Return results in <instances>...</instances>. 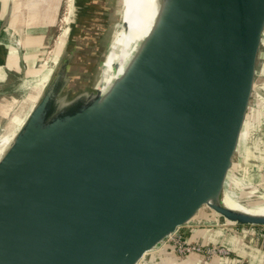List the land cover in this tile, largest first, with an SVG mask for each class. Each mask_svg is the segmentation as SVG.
Here are the masks:
<instances>
[{
    "label": "water",
    "instance_id": "water-1",
    "mask_svg": "<svg viewBox=\"0 0 264 264\" xmlns=\"http://www.w3.org/2000/svg\"><path fill=\"white\" fill-rule=\"evenodd\" d=\"M263 35L264 0H159L106 90L96 80L50 110L89 52L69 40L0 157V264H138L204 207L264 226L222 202Z\"/></svg>",
    "mask_w": 264,
    "mask_h": 264
},
{
    "label": "crops",
    "instance_id": "crops-1",
    "mask_svg": "<svg viewBox=\"0 0 264 264\" xmlns=\"http://www.w3.org/2000/svg\"><path fill=\"white\" fill-rule=\"evenodd\" d=\"M7 3L8 0H0V22ZM55 8L56 4L51 0H12L11 16L0 34V98L7 94L14 101L16 98L12 93L18 90L32 93L42 90L46 80L36 70L48 63L44 59V46L49 35L47 30L51 27L49 16ZM53 68L54 65L52 71ZM39 85L41 90L37 89ZM261 85L260 78L253 93L254 98L260 100L259 107L251 114L241 134L233 169L236 168V174L247 172L249 182L259 187L253 193L264 198V88ZM224 193L229 200L243 205L235 193L227 189ZM229 206L247 215L264 212V205L254 210H239L232 204ZM187 230L190 240L205 241L208 238L212 243L232 249L235 256H214L201 262L194 254L176 257L167 251L157 254L156 250L152 257L138 264H264V242H244L234 235L231 228L223 225L203 227L193 224L187 226Z\"/></svg>",
    "mask_w": 264,
    "mask_h": 264
},
{
    "label": "rangeland",
    "instance_id": "rangeland-1",
    "mask_svg": "<svg viewBox=\"0 0 264 264\" xmlns=\"http://www.w3.org/2000/svg\"><path fill=\"white\" fill-rule=\"evenodd\" d=\"M51 1L56 4V8H55L56 10L53 13H51L49 16L51 19V27H49V29L47 30L49 35L47 38V42L44 46V50L46 49V54L44 55L45 57L44 59H46L48 63L42 65L46 67L48 66L52 67L54 65L53 61L56 58H57L56 61L57 64L59 59H61L62 57V54L67 46V42L73 38L77 39L79 43L78 59L80 60L93 47V43H92L93 36L96 33L104 30V28L108 27V24L111 22L110 13L103 11L105 0H81V3L80 0H66V2L65 0H51ZM118 7L119 4L114 5L113 14H115L118 11ZM74 16L75 18H72ZM74 24H76L75 28H74ZM59 45H61V47L63 46V48L61 53L57 57L56 55ZM107 49L108 47L105 49V51H102L101 54L103 55ZM101 58L102 56H100L98 61H100ZM55 67L56 65H54L53 71L55 70ZM97 75L98 72L96 71L90 74L91 78H93V82L88 88H91L93 86V84L95 83L94 81H96ZM260 78L262 82L261 86L264 88V35H263V44L261 45L260 55L257 62L256 84H258V79ZM40 88L41 85L37 86V89L41 90ZM40 93L41 91L32 93V92H24L18 90L15 93H12V96L16 98L14 99L15 101H13L11 99V96L7 94H5L4 96H2V98H0V107L3 108L0 110V122H1L0 149L2 148V142H1L2 137L8 135L10 132L14 130H18V128L20 127L19 124L21 123L22 120L25 119L31 105L37 100ZM259 102L260 100L254 98L253 96L244 130L246 128L249 118L251 117V114L259 107ZM2 154L3 153H0V157L2 156ZM235 169L236 168L233 169V167L231 169L226 189L235 193L237 200L240 201L242 204L248 206L249 208L263 206L264 198L258 196L256 193H253V191L259 189V187L249 182L248 180L249 175L245 174L247 172H241V174L238 173L236 174ZM234 207H236V209L243 210L238 208L237 206ZM193 224L203 227H211L215 225L227 226L234 231L235 236H238L239 239L243 240L244 242H250V243L264 242V226H254L249 228L241 227L238 225H234V227L229 226L224 222L223 219H220L219 215L215 211H213L208 207H204L201 210V213L198 214L196 217H194L190 222L178 228L176 233H173L168 238H165L156 248L146 253L144 257L141 259V261L148 260L150 257L153 256L156 250H157L156 251L157 254H160L163 251H167L172 256H176V257H185L194 254L201 262L208 261L214 256H222V257L235 256L232 249L225 247L221 244L212 243L208 238L205 241L190 240L187 226ZM251 232H253V234H250ZM186 246H200L203 249L207 247L224 248L229 253L227 255L206 254L205 256H202L201 255L202 253L179 252V249H182L183 247Z\"/></svg>",
    "mask_w": 264,
    "mask_h": 264
},
{
    "label": "bare ground",
    "instance_id": "bare-ground-1",
    "mask_svg": "<svg viewBox=\"0 0 264 264\" xmlns=\"http://www.w3.org/2000/svg\"><path fill=\"white\" fill-rule=\"evenodd\" d=\"M116 4H119L118 11L113 14V7ZM158 6L159 0H105L103 11L110 13L111 22L108 24V27L95 34L92 39L94 45L93 48L87 53L82 61L74 65L71 76L57 93L50 110L64 102V100L82 92L83 90H86L91 85L93 78H91V76H87L86 72L89 71L100 56H102L101 52L105 51V49L109 47V50L101 63L100 74L96 77V80L98 81L97 84L100 85V89L102 91L106 90L111 82L121 74L134 55L139 52L138 50L140 44L152 27ZM72 18H75V16ZM126 24L127 27H125ZM62 48L63 46H58L57 57L61 53ZM56 61L57 58L53 61L54 65H56ZM51 68L52 67L50 66H43L36 70V73L38 72L40 77L46 80L45 84L52 73ZM94 82L96 83V81ZM23 121L24 120L21 121L19 126ZM16 131L17 130H14L8 135L2 137V148L0 149V153H3L6 147L10 144ZM222 202L225 206L231 209L233 208L230 207L229 204L237 206L243 210L256 209V207L249 208L244 204L241 205L232 202L225 195L224 191L222 193ZM252 214L264 215V212H254L249 215Z\"/></svg>",
    "mask_w": 264,
    "mask_h": 264
},
{
    "label": "built area",
    "instance_id": "built-area-1",
    "mask_svg": "<svg viewBox=\"0 0 264 264\" xmlns=\"http://www.w3.org/2000/svg\"><path fill=\"white\" fill-rule=\"evenodd\" d=\"M176 233V231L174 232ZM250 234H253L251 232ZM168 238V237H167ZM179 252L181 253H202V256L211 255V254H221V255H227L229 252L225 250L224 248H201L200 246H186L182 249H179Z\"/></svg>",
    "mask_w": 264,
    "mask_h": 264
}]
</instances>
